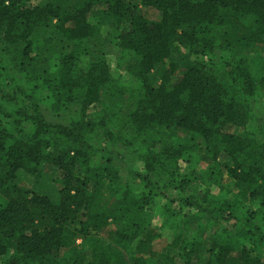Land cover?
<instances>
[{"label": "trees", "instance_id": "trees-1", "mask_svg": "<svg viewBox=\"0 0 264 264\" xmlns=\"http://www.w3.org/2000/svg\"><path fill=\"white\" fill-rule=\"evenodd\" d=\"M263 104L264 0H0V264H264Z\"/></svg>", "mask_w": 264, "mask_h": 264}, {"label": "rangeland", "instance_id": "rangeland-1", "mask_svg": "<svg viewBox=\"0 0 264 264\" xmlns=\"http://www.w3.org/2000/svg\"><path fill=\"white\" fill-rule=\"evenodd\" d=\"M35 1H40V0H35ZM263 52H261V54H259L260 56L262 55ZM177 56L178 58L181 60L179 62L180 65V70L187 67L189 64H191L194 61L193 56H191L186 50L179 48V50L177 51ZM260 57L258 55L253 54V56L249 57L250 59L253 57ZM125 81L127 82H132V79L130 78H124ZM262 110L264 112V104L262 106ZM102 115V108H98L96 110H92L90 112H88V118L90 119H96L99 118V116ZM249 128L246 130L247 132H250L251 128L250 126H248ZM233 132L235 134L240 133V130L235 129L233 130ZM243 133V132H242ZM240 133V134H242ZM201 167H204V165L199 164ZM198 167V166H197ZM201 167H198L199 169H197L199 172L202 171ZM41 175L38 176L37 180H33L32 178H26L25 180L22 181V184L24 185V187L28 188V189H32L34 192L36 193H40V194H44L46 196L49 197L50 200L52 201H58L59 200V194L57 191V186L51 182L50 180V174L51 172H47L46 170L40 171ZM224 184L226 186H229L230 183L227 179H225ZM159 224V218L157 216L154 217L153 219V225L156 227ZM97 242V244H103L105 245L107 248L112 249L113 250V246L112 244L110 245V242H108L105 238H96L95 240ZM163 241V242H162ZM165 239L161 238V239H157L154 243V247L155 249H161L162 247V243H164ZM108 245V246H107ZM88 243L82 241L81 239L76 240L75 242V246L71 247V248H63L62 251L60 252L58 258L62 259V260H68V259H82L83 255L86 252V249L88 248Z\"/></svg>", "mask_w": 264, "mask_h": 264}]
</instances>
